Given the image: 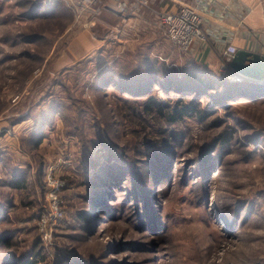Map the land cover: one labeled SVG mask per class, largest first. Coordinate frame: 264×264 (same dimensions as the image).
I'll list each match as a JSON object with an SVG mask.
<instances>
[{"label":"rangeland","instance_id":"374dc122","mask_svg":"<svg viewBox=\"0 0 264 264\" xmlns=\"http://www.w3.org/2000/svg\"><path fill=\"white\" fill-rule=\"evenodd\" d=\"M91 1L0 0V264H264V92L223 97L237 72L174 47L164 3L126 25ZM172 73L214 83L202 120L147 107L177 103ZM48 177L64 217L44 242Z\"/></svg>","mask_w":264,"mask_h":264},{"label":"built area","instance_id":"2783aa9c","mask_svg":"<svg viewBox=\"0 0 264 264\" xmlns=\"http://www.w3.org/2000/svg\"><path fill=\"white\" fill-rule=\"evenodd\" d=\"M108 1V6L102 5L103 9L107 8L110 12L117 14V16L122 18V22L128 25L130 22H134H128L132 11L139 15L141 9L145 10V7H149L150 4L152 5L160 0H132L131 5L128 4L127 0ZM211 2L212 0H182L175 7L165 6L164 4V8L160 12H155L156 20H154V24L164 31L166 38L169 39L174 47L183 53H190L197 43L208 40V33L204 29V11L205 8L211 6ZM93 4L95 2L91 0H84L83 7L85 12L90 10L94 12ZM129 7L132 8L131 11ZM237 51V46L231 43L226 44V48L220 58L219 69L221 72L225 73L227 71V66ZM229 77L235 82L242 80L238 73H234ZM47 185L49 187L46 194L49 200L48 209L42 212L38 219L41 240L44 242H50L54 226L64 217L62 203L57 193L64 185V182L55 179V177H48Z\"/></svg>","mask_w":264,"mask_h":264},{"label":"crops","instance_id":"0c3cea01","mask_svg":"<svg viewBox=\"0 0 264 264\" xmlns=\"http://www.w3.org/2000/svg\"><path fill=\"white\" fill-rule=\"evenodd\" d=\"M96 1L104 6L109 4L108 0ZM181 1L160 0L155 3H164L165 6L172 4L171 7H175ZM127 2L131 5L132 0ZM105 10L110 12L107 8ZM129 10L132 8L129 7ZM87 16L93 15L89 13ZM140 20V16L134 11L128 18V22ZM204 29L208 33V40L197 43L191 53L194 51L198 55L211 53L221 58L226 44L231 43L237 46L238 50L243 48L264 54V0H212L211 6L204 11ZM200 49L206 51L203 53Z\"/></svg>","mask_w":264,"mask_h":264},{"label":"trees","instance_id":"16d2710c","mask_svg":"<svg viewBox=\"0 0 264 264\" xmlns=\"http://www.w3.org/2000/svg\"><path fill=\"white\" fill-rule=\"evenodd\" d=\"M171 69H173V71H174V69H176V68L170 67L169 70H171ZM228 70L231 72L234 71L231 68L230 64L228 65ZM173 74L174 73H172V75H170L169 78H166L167 82H166L165 88L168 90H172L174 92V94L180 95L178 97L176 95H169V93H167V95L169 97L172 96L173 99H176L177 103L174 104L173 106H168V107L164 106L162 108L161 104L159 105L158 102L154 101V102L148 103L147 107L149 106L150 108H156V109H158V111L163 110L165 112V117L170 122H178L180 119H182L186 116H191V115L195 114L196 111H198L197 114L200 116V119L202 120V118L204 116L203 115L204 112L200 111L201 110V103L199 101V98L202 95H204L205 92H207L212 87H214V83L213 84L207 83V82H209L208 79H207V82L203 81V79H201L197 74L192 76V78L188 76L189 78L187 77V79L181 78V77L175 78L173 76ZM207 76H208L207 78H211L210 76H214V73L209 71V72H207ZM217 76H219V79H221V80L218 79L219 81L224 80L223 85L225 87L223 89L221 88L222 93L224 94L223 97L231 96L233 92L237 93L236 91H233V92L228 94V92L230 90H233V89H237L240 91L244 88V89H248L249 91H252V92H257V93L260 91L264 92V85H256L250 80L246 79L242 83H236V82L228 80L227 78L225 79V77H223L222 75H217ZM170 78H172V79H170ZM173 80H175V81H173ZM186 80L187 81L188 80H194V83L188 84V83H186L187 82ZM212 81H214V80H212ZM140 82L141 81L138 79V83H136V85H132V86H129V85H131L130 82H126L127 84L125 86H129V87H125L124 85H122L121 89H124V90L128 91L129 93L132 92L133 94H136V95H144L145 93L147 94V92L152 88L150 87L149 89L145 90L147 83L145 82V83H143L145 85H141ZM193 85L195 86L194 90H189V86H193ZM239 87H241L242 89ZM190 92L194 96L191 97L190 95H188V93H190ZM260 93H262V92H260ZM195 94H197V95H195ZM198 95H200V96H198ZM218 97H220V96H218ZM160 113H163V112H160ZM212 151H213V149L209 150L208 152L210 153Z\"/></svg>","mask_w":264,"mask_h":264},{"label":"water","instance_id":"95a60500","mask_svg":"<svg viewBox=\"0 0 264 264\" xmlns=\"http://www.w3.org/2000/svg\"><path fill=\"white\" fill-rule=\"evenodd\" d=\"M230 62L231 68L242 79L239 83L247 79L256 85H264V54L242 48L236 52Z\"/></svg>","mask_w":264,"mask_h":264}]
</instances>
